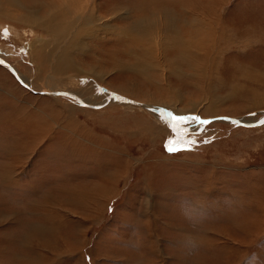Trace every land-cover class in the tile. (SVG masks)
<instances>
[{
  "label": "rangeland",
  "instance_id": "1",
  "mask_svg": "<svg viewBox=\"0 0 264 264\" xmlns=\"http://www.w3.org/2000/svg\"><path fill=\"white\" fill-rule=\"evenodd\" d=\"M16 1L0 13V173L10 170L0 174V264H264V0L222 5L240 30L236 50L214 42L172 62L162 59L171 49L132 59L100 42L106 31L79 37L61 71L31 53L45 41L53 54L57 37L20 19L29 5ZM119 4L109 36L133 23L119 18L126 8L142 12L140 0ZM115 58L147 65L145 76L133 80ZM177 127L189 142L169 153Z\"/></svg>",
  "mask_w": 264,
  "mask_h": 264
},
{
  "label": "bare ground",
  "instance_id": "2",
  "mask_svg": "<svg viewBox=\"0 0 264 264\" xmlns=\"http://www.w3.org/2000/svg\"><path fill=\"white\" fill-rule=\"evenodd\" d=\"M14 1L16 3V6H18V2L16 0ZM23 1L27 2L26 5H29V10L28 12H26V14L24 13V17L21 15L22 18L20 19H24V21L27 23L31 22L35 24V26L41 28L42 30L44 29H48L49 31L51 30L52 32H54L52 34H55L54 36L57 37L55 41L57 51H55V46H54L53 54L51 53V49L50 50L48 49L47 46L48 44L45 43V41H43L44 43L41 42V44H39L36 47V49L35 47L30 48L32 54L36 50H38V58L43 57V61L46 59L45 57H49L48 64L56 71H61L62 69L71 67V65L69 66V64H71V62L69 61H66L63 65L64 60L67 58L68 52H71L73 48L79 50L83 49L79 46L80 43H78L77 39L83 36L91 37L93 36L94 33H101L107 31V33L104 34L105 38L100 42L101 43L103 42L104 44L107 43L111 44L112 42L113 47H117L114 50L123 51L126 55V58H128L127 56H130L133 59V56L135 57L137 56L140 59H142L144 54L149 52H154L155 49H160L163 53L171 49V51H174L172 57L170 58L169 56L166 55L165 58L162 57V59L172 62L176 58V53L182 58H185L186 54L189 52L190 53L197 52L202 49L205 51V53H208L210 50L214 48V44H213L214 42H218V43L226 42L229 51L236 50V46L232 41H230V38L232 37V34L235 35L236 32L240 31L234 28L236 22L235 16L231 14L226 15V13H222L223 10V9L221 10L222 5L225 6L228 0H210L211 7L207 5L208 10H204L203 13H198V14L196 13L186 14V8L183 7L186 3V0H140L142 4L141 13L133 12V6H132V8H130L129 10L128 8H126L127 10H125V13L123 14V18L120 17L118 14L119 18L121 19L127 18L129 21L133 20V23L131 22L132 24L129 27H126L127 25L125 27H119V28L117 27L118 30L115 31V34L113 36H109L108 34L109 29L107 26L109 25V22L111 20H113L114 18H118L116 17L117 15L116 11L118 7H120L119 1L121 0H108L107 3H103V4L98 3L97 0H93V1L92 0H23ZM11 2H13V0H0V13L1 12L3 13L4 11L3 9H5L4 5H8V4L12 5ZM246 3L247 2L244 1L243 6H241V8H244ZM149 6H152L153 8L150 9ZM169 6L173 8L170 12L166 10ZM157 10L158 11L160 10L161 14H159ZM244 11L247 16L249 12H253L255 11V9L249 7V9L247 10L245 8ZM37 12L40 13L39 17L37 16ZM147 12L150 15H147ZM175 12H176V17L175 20H173ZM163 13L169 14V16H166L163 19L161 16ZM4 15H9V11L8 12L6 11ZM205 16H207V18ZM107 19L110 20L107 21ZM144 19L149 20L150 22ZM240 22L241 24H244L246 20H240ZM249 28L254 29L253 27L250 26ZM72 30H75L76 33L73 34ZM201 32H204V34L200 35ZM254 33L257 32L254 31ZM65 37H67V39L63 40ZM235 38H237L236 35ZM62 41H64L65 43L63 44ZM111 50L114 51L113 49ZM224 54L225 53L222 50L221 53L215 55V57H212L213 58L212 61L216 62L217 64H220V58L216 56H221V55L223 56ZM126 58L125 59L122 58L120 60L115 58L114 61L112 62L113 66L117 67L120 72L123 71V73L133 72V80L134 78L136 79L143 78L145 76L147 65L145 64L142 65L141 69L136 71V65H134V63L133 65L129 62L128 65L126 63H122V61L126 60ZM140 59L137 60L136 58L135 62L139 63ZM50 61L53 62L51 63V65H50ZM230 61L233 60L231 59ZM3 64H5V66L10 71L13 70L12 66H10L8 63L3 62ZM14 70L13 72L17 76V78H19V82L22 85H25L21 79L23 76H21L20 74H16L17 72ZM82 76L84 77V75ZM130 80H132V78H130ZM57 90L60 89H55L54 91ZM120 92L125 93L122 90H120ZM44 93L47 94L48 92H43L42 94ZM56 93L62 95L64 92H53V93L50 92V94H55V95ZM65 95H69V96L71 95L72 97H75L76 100L80 98V97L77 98V96H75L72 93H65ZM125 97H121V99L125 102H129V103L137 102V101H130L128 100L129 98L127 99ZM81 100H82L81 103L88 104L86 106L95 107V105H99V103H93L94 105H92L87 98H86V100H88L87 103H85L86 100L83 99ZM145 107H147L150 111H156V109H154L152 106L143 105V108ZM156 112L161 113V111H156ZM171 119H173L172 120L173 122L175 121V118L173 116H171ZM249 120H251V118L247 119L246 123ZM235 122L238 123L240 121H235ZM3 171H4L3 174L0 173L2 177L4 175H7V173L10 170H3ZM33 227L34 226H32V228Z\"/></svg>",
  "mask_w": 264,
  "mask_h": 264
},
{
  "label": "snow or ice",
  "instance_id": "3",
  "mask_svg": "<svg viewBox=\"0 0 264 264\" xmlns=\"http://www.w3.org/2000/svg\"><path fill=\"white\" fill-rule=\"evenodd\" d=\"M179 120L183 121L185 119V117H179ZM199 124H207L209 123V121H205L203 119H199L197 121ZM261 124H264V120L260 121ZM177 133H181V130L179 127L174 129ZM186 133H181L175 140H169L168 143L166 144V150L169 153H174L177 149H176V145L180 144V143H188L189 141L186 139ZM192 144H196L198 143L197 141L193 140L191 141Z\"/></svg>",
  "mask_w": 264,
  "mask_h": 264
},
{
  "label": "water",
  "instance_id": "4",
  "mask_svg": "<svg viewBox=\"0 0 264 264\" xmlns=\"http://www.w3.org/2000/svg\"><path fill=\"white\" fill-rule=\"evenodd\" d=\"M11 71H12L13 76L19 81V78H17V76L14 74L13 70H11ZM38 92L41 93V91H38ZM42 93H43V92H42ZM156 111H159V110L156 109ZM263 117H264V116H263ZM263 117H260V118H261L260 120H255V121L260 122L261 120H263ZM232 120H234V119H232ZM258 122H257V123H258ZM253 124H256V123H253Z\"/></svg>",
  "mask_w": 264,
  "mask_h": 264
},
{
  "label": "crops",
  "instance_id": "5",
  "mask_svg": "<svg viewBox=\"0 0 264 264\" xmlns=\"http://www.w3.org/2000/svg\"><path fill=\"white\" fill-rule=\"evenodd\" d=\"M222 50L224 51V53H228V52H226L224 49H222ZM1 91H4V90H3V89H1V90H0V92H1Z\"/></svg>",
  "mask_w": 264,
  "mask_h": 264
}]
</instances>
